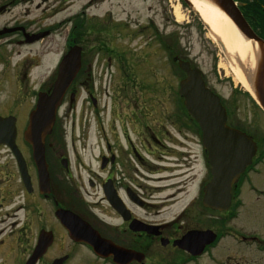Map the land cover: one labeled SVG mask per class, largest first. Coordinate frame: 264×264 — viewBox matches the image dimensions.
Listing matches in <instances>:
<instances>
[{"label": "flooded vegetation", "instance_id": "1", "mask_svg": "<svg viewBox=\"0 0 264 264\" xmlns=\"http://www.w3.org/2000/svg\"><path fill=\"white\" fill-rule=\"evenodd\" d=\"M76 1H84L85 9L93 2V0H0L2 32L0 57L6 47L21 48L35 45L44 38L28 43L27 40L32 39L33 35L47 32L45 37L47 38L61 25L64 26L65 23L67 25V20L70 21L73 14L64 22L62 19L59 26L51 25L45 28L42 21H48L51 17L65 12L68 6ZM236 2L251 30L249 34L255 38L249 39L253 63L251 69H246L252 76L256 60H259L264 68V0ZM28 5H35V9L39 11L37 18H28L30 14ZM85 9L80 13H85ZM76 27L72 25L70 30ZM86 28L87 30L81 33L84 37L91 31L89 26ZM75 42V39H72L70 43L67 41L65 46L69 48ZM83 53L85 59V52ZM83 65L89 67L90 63L84 61ZM82 66L66 90L57 110L52 131L44 141L47 183L38 175L30 146L25 144L26 153L25 148L20 147L18 143V132L22 123L17 114L13 115L17 132L15 142L24 160L25 173L28 177L20 174L9 147L0 145V150L4 149L9 157L0 159V192H4L3 199L12 194L11 181L15 174L19 181L17 188L19 205L11 213L9 211L3 213L5 215L2 217H10L11 214L16 220L11 225L19 226L20 233L19 241H10L11 243L0 241V258L3 259L0 264H27L32 258L33 264H197L201 258L215 263L218 261L215 253L218 248L227 252L224 254L225 261L232 259L234 253L228 243L242 249H252L260 256L258 260L248 257L244 258V261L264 264V234L247 231L237 224L239 214L247 208L264 215V107L255 98L257 91L252 77L247 78L250 87L248 96L252 109L262 117V122L260 125L253 124L254 126L250 127L227 123L230 128L244 134L254 143L255 153L244 173L231 187L230 207L224 212L226 220H221V224L226 226L225 231L220 230V212L202 205L203 188L211 178L208 153L203 146L201 127L184 110L183 99L178 95L176 104L174 100L172 101V110L165 108L163 120L157 124L149 123L150 111L146 110L144 116L138 115L137 119L124 116L123 124L115 125L116 119L122 122L123 118L121 114H117L110 115L107 125L101 123L99 126H93L96 129L99 152L95 158L84 161L77 152V146L85 149V142L77 143L75 138L83 139V136L85 139L88 138L90 126H75L73 120L70 127L65 125L68 112L71 110L75 113L80 91L86 93V99L80 102V107L85 102L93 107L97 106L96 91L90 83L91 78L87 77L89 73L87 74L85 69L80 72ZM56 69L57 65L40 84L37 94L34 95L35 102L38 93H49L52 90ZM164 97L169 103L170 95ZM11 115L0 113L1 117ZM171 117L173 120H170ZM67 132L70 134L69 141L65 139ZM192 146L197 154L193 152ZM144 152L150 154L145 155ZM155 152L157 156L154 159L157 163H152L151 159L145 156L155 155ZM167 158L175 160L173 162ZM164 159H167L166 165L160 163L164 162ZM91 161L96 162L97 166L90 165ZM203 161L205 183L202 181L199 183L197 196L187 199L190 193L185 191L184 197L173 200L174 195L183 191L182 185L185 187L188 180L197 179L201 165L198 171L192 169V165ZM75 162L82 166L88 163L85 167L87 172L85 181L78 173L75 175L72 172ZM165 173L169 175L164 176ZM144 178L145 181L149 179L147 181L151 184H141L140 181ZM172 180L175 181L171 182ZM163 192L166 194L161 197L160 193ZM196 204L210 213L207 215L209 224L204 225L202 216L196 211L192 212ZM164 206L170 209L177 206V213L170 218L167 217L169 219L162 218L168 211L162 210ZM3 209L1 205L0 211ZM0 221L2 223L3 218ZM195 230H210L216 234L214 242L206 246L198 256L193 255L188 248L176 244L178 240H182L185 235ZM184 241L195 240L188 238ZM185 245L189 248L192 246L189 242ZM114 250L117 251L118 262L114 260ZM156 252L163 254L164 257L154 258Z\"/></svg>", "mask_w": 264, "mask_h": 264}, {"label": "rangeland", "instance_id": "2", "mask_svg": "<svg viewBox=\"0 0 264 264\" xmlns=\"http://www.w3.org/2000/svg\"><path fill=\"white\" fill-rule=\"evenodd\" d=\"M83 2L76 1L68 6L65 12L51 17L48 21H42L41 24L45 28L51 25L59 26L62 19L64 22L73 14L71 20H67V25L65 23L64 26L58 27L54 34L42 42L21 48L9 46L1 54L0 113L18 115L22 123L18 132V143L20 147L25 148L26 153L22 131L26 126L28 113L34 107V95L37 94L47 74L67 51L68 47L65 43L72 39L81 45L86 55L84 61L90 63V69L88 65H83L81 72L85 69L87 74L89 73L87 77L91 78L90 83L96 91L97 98L96 107L87 102L82 103L80 107V102L86 99V93L80 91L75 113L70 110L65 119L67 127H70L71 120L75 121V126H90L88 138L85 139V136L83 139L75 138L77 143L85 142V149L77 146V152L85 162L92 157L95 158L99 152L96 129L93 126H99L101 123L107 125L110 115L123 116L122 122L116 119L115 125H118L124 123V116L137 119L138 115L144 116L146 110H149V123L157 124L162 122L165 108L172 110V101L174 100L176 104L177 85L182 77L176 65L172 63V57L186 60L192 67L201 71L206 85L222 98V105L227 112V123L244 124L249 127L260 125L262 117L252 109L248 94L242 90L243 87H240L241 84L234 76L235 67L241 68L239 57L234 53L235 51L228 52L222 40L206 29L191 9L181 3V0H93L87 9ZM28 8H30L28 18H37L39 11L35 9V5H28ZM83 9L85 13L81 14L80 11ZM72 25H76V29L70 30ZM87 26L91 31L87 37H84L81 33L87 30ZM167 94L170 95L169 103L164 97ZM170 120H173V117ZM69 136L67 132L66 141H69ZM192 147L195 152L194 146ZM144 154L150 153L144 152ZM156 156L155 152V155L145 157L154 163ZM1 158H9L4 149L0 150ZM167 159L173 162L175 160ZM167 159L160 163L166 165ZM203 163L204 161L192 165L195 171H198L201 165L197 179L188 180L185 187L182 185L183 191L174 195L173 200L184 197L185 191L190 193L187 199L197 196L199 183L201 181L205 183ZM73 165L72 172L75 175L78 173L85 181L87 178L85 167L88 163L82 166L75 162ZM90 165L97 166L96 162L92 161ZM167 175L169 173L164 174ZM147 180L145 181L144 178L140 183L151 184ZM11 185L12 194L7 199H3L4 192H0V207L1 205L4 207L3 211H0V220L3 218V222L0 223V241L7 243L19 241L20 237L19 226L11 225L16 221L14 217L11 214L10 217H2L5 215L3 213L8 211L11 213L19 205L17 191L19 181L16 174ZM165 194V192L160 193V196L164 197ZM177 208V206L171 209L168 206L162 207V210L168 209L162 218L169 219L177 213ZM194 211L202 216L204 225L210 223L207 220V215L210 213L199 204L192 208V212ZM219 212L220 223L224 218V212ZM263 217L261 213L247 208L239 214L237 224L247 231L264 234ZM228 244L234 253L232 259L225 261L224 254L227 252L218 248L215 252L218 261L214 263L202 258L200 263L251 264L250 261H244V258L258 260L260 257L252 249H242L240 246ZM153 256L164 257L159 252ZM1 260L3 259L0 258Z\"/></svg>", "mask_w": 264, "mask_h": 264}, {"label": "water", "instance_id": "3", "mask_svg": "<svg viewBox=\"0 0 264 264\" xmlns=\"http://www.w3.org/2000/svg\"><path fill=\"white\" fill-rule=\"evenodd\" d=\"M183 1L192 6L188 0ZM206 1L222 11L246 39L255 40L251 37L253 35L249 34L251 32L233 0ZM80 51L79 46H71L62 57L57 67L52 90L50 93L38 94L36 105L29 114L28 123L23 132L24 140L31 146L32 159L37 167L38 175L45 183L48 182V174L44 159V141L52 131L58 106L80 68ZM256 61L252 76L246 70L244 72L247 78L252 77L257 91L255 98L264 107V68L259 60ZM178 65L186 75L179 81L178 94L183 97L188 114L202 129L203 146L208 152V161L211 165V179L203 188L202 203L205 207L225 210L229 205L231 185L250 162L254 145L244 134L226 125L225 109L221 106L219 97L206 88L200 71L191 68L187 61L181 60ZM14 123V117H0V144H7L10 147L21 175L25 177L24 160L15 145ZM207 236H210L209 232H190L186 238L195 240L192 241L191 248L185 245L190 241H179L178 245L195 252L197 244L200 246L207 242L204 239ZM27 264H33V259Z\"/></svg>", "mask_w": 264, "mask_h": 264}, {"label": "bare ground", "instance_id": "4", "mask_svg": "<svg viewBox=\"0 0 264 264\" xmlns=\"http://www.w3.org/2000/svg\"><path fill=\"white\" fill-rule=\"evenodd\" d=\"M192 8L198 13L199 18L208 26L209 31L220 38L227 46L228 52H234L239 57L241 68L235 67V79L249 90V86L242 74V68L252 67V48L250 42L245 40L236 30L231 21L217 7L206 0H189ZM237 47V50H236Z\"/></svg>", "mask_w": 264, "mask_h": 264}]
</instances>
